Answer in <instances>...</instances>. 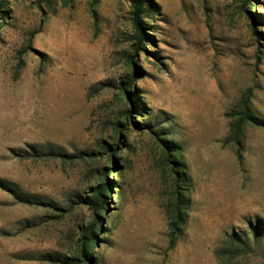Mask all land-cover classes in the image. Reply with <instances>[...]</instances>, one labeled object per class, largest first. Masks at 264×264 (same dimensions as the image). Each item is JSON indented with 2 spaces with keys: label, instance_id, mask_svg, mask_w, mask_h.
<instances>
[{
  "label": "rangeland",
  "instance_id": "1",
  "mask_svg": "<svg viewBox=\"0 0 264 264\" xmlns=\"http://www.w3.org/2000/svg\"><path fill=\"white\" fill-rule=\"evenodd\" d=\"M38 4L0 0V264L83 259L97 174L34 156L96 150L119 120L126 145L92 264H264V23L249 14L264 16V0H144L145 50L130 0H99L96 16L89 0L55 15ZM163 142L192 178L174 245ZM234 235L251 250L227 252Z\"/></svg>",
  "mask_w": 264,
  "mask_h": 264
},
{
  "label": "trees",
  "instance_id": "2",
  "mask_svg": "<svg viewBox=\"0 0 264 264\" xmlns=\"http://www.w3.org/2000/svg\"><path fill=\"white\" fill-rule=\"evenodd\" d=\"M75 0H44V4H38V9L41 11L43 15H55L58 11V6L60 7H73ZM133 4V16L132 22L135 28L136 34L135 38L137 39L136 46L138 50H145L144 43L147 38L150 37V34L146 31L148 29V25L145 23L143 19V15L147 11L145 6L143 5L144 0H130ZM257 1V0H253ZM99 4V0H89L90 11L92 15H97V6ZM151 8L149 9V11ZM5 12V11H3ZM253 20L256 22L264 23V16L255 15L253 12L249 13ZM135 67V77L139 74L140 70L137 62L135 60L132 61ZM131 83H128V80L122 81V94L121 96L127 97L129 103V110H127L126 117L131 119L132 122L139 126V124L135 121L134 114L140 112L141 106L134 100V93L131 91ZM144 109V107H142ZM124 114V115H125ZM244 120L249 119L252 120L253 116L249 114L248 108L243 111ZM116 125L120 128L119 135H111L109 139L103 140V142L99 145V148L93 151H79L76 153H65L52 151L45 154H38L34 157L38 158H48L59 160L62 163H83L87 171L90 175L96 172L97 174V184L92 188V194L86 196L84 199V203L91 207L94 210V219L82 229V236L79 240V247L81 248V253L83 259H77L73 257L72 260H78L77 263L81 262L92 264L94 261L93 257V249L96 245H98L99 236L103 233V223L105 221V214L108 213V209L110 208V197L115 193L113 189L117 186V182L114 179L110 178V175L115 171L120 169L119 166V158L118 154L123 150L122 146H125L124 143V135L122 130L126 129V124H124L121 120L116 122ZM241 125L238 126L236 137H238V131H240ZM237 139V138H236ZM239 143V140H237ZM164 146L166 147L168 154L167 159L168 162L172 165L171 170L173 174V189L175 200L173 202L172 208L168 214L169 218V229L171 235V243L174 245L179 236H182L184 233V228L188 223L189 219V210L192 202L191 190L190 187L192 185V178L188 174L187 165L185 162L178 160L177 152L172 153L171 145L166 142ZM106 159V165L103 164V161ZM119 187V186H118ZM118 193V192H117ZM23 201L26 203H35L32 198L22 197ZM104 211V213H103ZM237 243H231L227 252L236 251L239 252L238 248L241 247L244 251L251 250L249 239L243 240L241 237L234 235L232 237ZM234 244H236L234 246ZM240 248V249H241ZM220 255V254H218ZM53 259L48 256V259Z\"/></svg>",
  "mask_w": 264,
  "mask_h": 264
}]
</instances>
